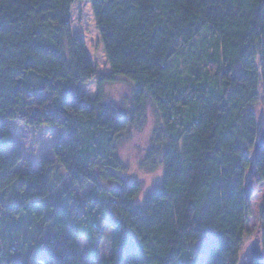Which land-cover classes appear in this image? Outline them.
Here are the masks:
<instances>
[{
    "label": "trees",
    "instance_id": "trees-1",
    "mask_svg": "<svg viewBox=\"0 0 264 264\" xmlns=\"http://www.w3.org/2000/svg\"><path fill=\"white\" fill-rule=\"evenodd\" d=\"M75 1L0 0V264H238L264 109V0H85L106 73L73 34ZM121 77L133 91L118 103L104 87ZM149 105L158 123L140 165L163 173L139 201L120 148ZM13 120L67 141L20 170ZM257 168L264 184V147ZM256 236L264 252V198Z\"/></svg>",
    "mask_w": 264,
    "mask_h": 264
},
{
    "label": "rangeland",
    "instance_id": "rangeland-1",
    "mask_svg": "<svg viewBox=\"0 0 264 264\" xmlns=\"http://www.w3.org/2000/svg\"><path fill=\"white\" fill-rule=\"evenodd\" d=\"M72 27L73 34L81 36L86 41L88 52L93 62L96 64L98 71L101 73L109 72L110 67L106 60L92 6L89 1L77 0L73 4ZM85 88L89 96L95 97L98 91L97 79H92L90 82L86 83ZM104 89L110 100H115L118 103L123 101L127 102L132 96L133 83L127 78L121 77L117 82L105 84ZM126 98L129 99L127 100ZM260 110L261 108H257L258 114ZM157 123L158 116L153 107L149 105L148 117L144 127L140 130H132L125 138L120 148V156L128 166L125 174L130 179L139 180L143 183V189L138 198L139 201H141L146 193L161 180L163 173L162 168L150 172L140 165V162L144 159L146 150L150 147L152 134ZM9 124L24 154V159L18 167L20 170H40L43 158L52 157L53 146L67 141L66 133L55 126L44 125L36 128L20 123L17 120L10 121ZM62 173L64 174L63 180H68V176L65 175L64 171H62ZM76 191L81 196L85 193V191L78 189H76ZM263 198L264 184L255 181V193L250 202V217L247 223V228L251 232V237L247 243L252 240L259 227ZM110 243V234H108L102 244L101 255H108L110 253ZM82 247L85 252L87 244L84 241Z\"/></svg>",
    "mask_w": 264,
    "mask_h": 264
},
{
    "label": "water",
    "instance_id": "water-1",
    "mask_svg": "<svg viewBox=\"0 0 264 264\" xmlns=\"http://www.w3.org/2000/svg\"><path fill=\"white\" fill-rule=\"evenodd\" d=\"M264 147V109L261 108L257 118V133L253 144V151L249 157V168L245 175L244 194L250 199L255 193V181L258 175L257 158ZM264 259L261 238L254 237L241 253L238 264H255Z\"/></svg>",
    "mask_w": 264,
    "mask_h": 264
}]
</instances>
